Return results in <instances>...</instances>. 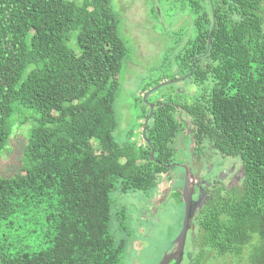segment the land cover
Masks as SVG:
<instances>
[{
    "label": "trees",
    "instance_id": "obj_1",
    "mask_svg": "<svg viewBox=\"0 0 264 264\" xmlns=\"http://www.w3.org/2000/svg\"><path fill=\"white\" fill-rule=\"evenodd\" d=\"M184 2L194 32L173 46L184 74L201 55L186 109L244 168L240 194L202 210V254L264 264V0ZM119 26L112 0H0V159L15 114L34 113L19 171L0 174V264H119L133 242L114 193L155 189L177 124L171 104L156 108L151 160L139 131L149 115L143 100L137 128L118 139V76L128 53ZM74 33L80 52L69 46ZM19 227L38 232V242L21 243Z\"/></svg>",
    "mask_w": 264,
    "mask_h": 264
},
{
    "label": "rangeland",
    "instance_id": "obj_2",
    "mask_svg": "<svg viewBox=\"0 0 264 264\" xmlns=\"http://www.w3.org/2000/svg\"><path fill=\"white\" fill-rule=\"evenodd\" d=\"M112 6L119 18L120 34L128 45V53L118 76L119 88L115 105L119 119L117 137L122 140L128 130L137 128L138 116L144 110L142 89L156 86L160 78L167 81L184 75L176 58L179 48L174 50L173 46L177 35H182L183 39L191 37L194 23L184 0H112ZM178 23L181 26L176 27ZM69 46L77 52L81 51L76 42V33L73 34ZM194 87L188 78L182 79L162 86L155 91L150 100L161 96L186 100L187 91ZM24 117H29V121L22 124L21 120ZM33 117V111L25 108L18 110L13 117L14 121L16 118L13 132L0 159L1 175L12 176L19 171L29 132L34 125ZM148 195L143 192L114 193L115 207L124 206L127 210L130 239L133 236V242L128 243L119 264H157L169 249L166 245L178 235L181 206L168 201L166 208L160 213V222H151L149 209L152 202ZM159 202L157 201V204ZM140 225L145 229L144 233L140 232ZM17 233H21L18 236L21 243L39 240L38 232L29 233L27 229L23 230V227H19L15 234ZM13 238L15 239V236ZM141 238L144 244L139 241ZM207 259L208 264H243V261L236 258H216L212 253Z\"/></svg>",
    "mask_w": 264,
    "mask_h": 264
},
{
    "label": "flooded vegetation",
    "instance_id": "obj_3",
    "mask_svg": "<svg viewBox=\"0 0 264 264\" xmlns=\"http://www.w3.org/2000/svg\"><path fill=\"white\" fill-rule=\"evenodd\" d=\"M179 26H181L180 23L176 25V27ZM200 57L201 55L199 54L194 57L193 68L190 72L182 75L180 80L190 78L192 75L191 73H193V69L195 68V60ZM175 82L178 81H174L172 83ZM190 84L195 87L194 89L187 91L188 93L186 94L188 98L186 100H174L170 96L155 97L150 100L156 90L150 92L147 96V100L154 105L153 114L158 106L166 105L167 103L171 104V113H173V117L177 124V128L175 129L168 144L170 152L172 153V161L169 163H162L161 161H158V163L163 165L165 169L159 173L155 189H153L147 196L152 202V206L149 209L150 221H157L156 223H159L160 213L166 208L168 201L172 202L174 205L181 206L179 208V213H181L180 232L182 229L185 210V204L181 198V190L184 186L186 172L189 171L191 176H193V180H195V191L193 194V208L195 209V214L192 218V225L187 233L184 254L180 261L172 260L170 264L209 263V259H207V257L211 255V253L206 252L205 254H202L203 242L198 235L200 233L199 217L202 210L211 201L216 199L217 196L230 198L234 193H236V195L240 194L244 178L243 162L240 156L229 155L218 148L216 144L211 141L209 135L203 134L198 129L195 118L186 109V106L188 107V105L195 102L194 93L198 89L193 82L190 81ZM151 89L143 92V96ZM193 90L195 91L193 92ZM150 112L151 109L149 107L148 113L150 114ZM148 116L149 115H147V117ZM146 118L143 120L144 123ZM143 128L144 125L140 128L141 137ZM142 141L151 148V151L154 149L147 142L144 140ZM156 198H158V202H161L157 204L156 201V204L154 205ZM157 216L159 218L156 219ZM139 229L140 232H145L142 225H140ZM139 241L143 242L142 238ZM172 242L173 240L168 247L169 249H172Z\"/></svg>",
    "mask_w": 264,
    "mask_h": 264
},
{
    "label": "water",
    "instance_id": "obj_4",
    "mask_svg": "<svg viewBox=\"0 0 264 264\" xmlns=\"http://www.w3.org/2000/svg\"><path fill=\"white\" fill-rule=\"evenodd\" d=\"M213 13H214V10H213ZM211 40H212V31L210 32L209 37H208V43L209 44H210ZM179 80H180V78H176L174 80L162 81L159 84H157L156 86H154L150 91H148L147 94H145L143 96V100L150 107L151 112L145 120L142 138L151 147H152V143L147 137L146 129H147L148 122L151 120V118L153 116L154 105L147 100V96L150 92L155 91V90L161 88L162 86H165L167 84H170L174 81H179ZM150 158H151V160L155 159V150L154 149L151 151ZM194 191H195V180H193V176H191V173L189 171H187L186 177L184 180V186L181 190V198L185 204L182 229L179 232V234L176 236V238L173 240L172 249H168L164 253L161 260L157 264H170V262L172 260L180 261L182 259V256L184 254V246L186 243L187 233H188L189 228L192 225V218L195 214V209L193 208Z\"/></svg>",
    "mask_w": 264,
    "mask_h": 264
}]
</instances>
